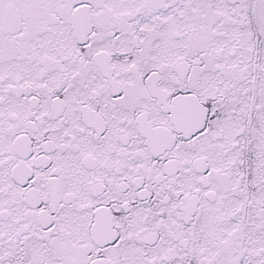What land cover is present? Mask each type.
Masks as SVG:
<instances>
[{
  "label": "snow or ice",
  "instance_id": "obj_1",
  "mask_svg": "<svg viewBox=\"0 0 264 264\" xmlns=\"http://www.w3.org/2000/svg\"><path fill=\"white\" fill-rule=\"evenodd\" d=\"M0 264H264V0H0Z\"/></svg>",
  "mask_w": 264,
  "mask_h": 264
}]
</instances>
